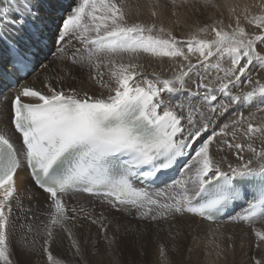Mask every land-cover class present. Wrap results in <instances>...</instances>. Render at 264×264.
<instances>
[{
	"label": "snow or ice",
	"instance_id": "6c2138e0",
	"mask_svg": "<svg viewBox=\"0 0 264 264\" xmlns=\"http://www.w3.org/2000/svg\"><path fill=\"white\" fill-rule=\"evenodd\" d=\"M238 7L229 9L233 23L213 22L180 38L155 19H133L126 0H0V104L8 106L12 133L0 126V264H19L14 249L37 254L28 234L42 239L46 264H71L61 251L65 241L86 264L78 235L86 226L97 228L106 250L163 234L160 264H173L178 220L224 214L249 226L264 222V142L259 149L252 142L264 137V107L236 110L264 104V0L259 13ZM208 32L211 39L201 36ZM48 53L69 67L44 76L40 89L21 84L37 66L47 69L39 57ZM143 55L184 63L163 78L144 70ZM225 57L228 67L219 62ZM71 66L88 69L98 91L64 86L74 79ZM25 168L44 196L39 215L28 209L32 223H19L13 212L33 199L31 189L18 187ZM113 212L135 223H114ZM252 231L261 255L250 264H264V229Z\"/></svg>",
	"mask_w": 264,
	"mask_h": 264
},
{
	"label": "bare ground",
	"instance_id": "6f19581e",
	"mask_svg": "<svg viewBox=\"0 0 264 264\" xmlns=\"http://www.w3.org/2000/svg\"><path fill=\"white\" fill-rule=\"evenodd\" d=\"M259 1L261 0H211V2L206 5L204 3V0H175V4L172 3V0H140L138 3L139 8L137 9L135 8L136 6H131V10L133 12V19L140 18L144 23H152L155 19V22L158 26L163 25L165 29H169L172 32L179 34L180 36L189 37L193 32L197 30V28L203 27L206 24H212L213 22L219 21H223V24H225V21H227L229 24L233 23L232 14L229 11L231 6L238 5L239 7L237 8V11L240 12L244 5H258ZM151 9H155L159 13L157 18H153L151 16ZM137 11L139 12L138 16L136 15ZM217 26L221 25L217 23ZM190 59L193 61L195 60L196 62V58H192L191 56ZM221 61L222 65H224L225 63H229L227 57L223 58ZM140 62L143 64L145 71L155 72L163 78L170 77L173 74V70L177 69L180 63H184L182 60L173 61L167 57L157 58L150 55H143ZM216 62V60L212 61L213 64H215ZM42 63L48 66L47 69L37 66L35 68V72L32 75H29L24 83H31L36 88L40 89L42 88L41 82L44 76H51L53 75L54 71L59 72L60 68L69 67V65L66 64H59L55 59V55L54 57L53 55H47V58L43 59ZM81 71L82 70L80 69H71V77H74V79H66L64 86H74L78 89L83 88L90 93L98 91L97 86L94 83L88 81L86 76H84L85 72L82 73ZM214 75L215 72H212L209 78ZM149 78L152 77L149 76ZM192 79L193 81H195L196 77L193 76ZM188 86L192 87V84L189 83ZM165 98L167 99L168 97ZM180 98L182 97H175V99ZM242 111L245 112L246 108H243ZM229 118L231 117L229 115H226L224 119ZM0 121L4 122V124L0 126H8V106L6 104H0ZM8 127L9 134H12L10 126ZM12 139L16 143L17 147H19L20 139L18 135H12ZM240 141H243L245 143L246 138L241 139ZM252 142L259 149V147L262 146V142H264V138L261 137L259 140L257 139V141L254 140ZM245 157L251 158V154L246 152ZM229 161L234 162V157L231 154H229ZM18 176L20 178V180L18 181V187L20 191L24 192L26 188L31 189V192L29 194L33 196V199L31 201H29L27 198H24L22 201L23 210L25 213V209H27L28 207H37L38 204H42L44 196L31 184L30 177L26 169L18 172ZM101 210L103 209H100L99 207L96 209L97 213H99ZM13 212L14 215H18L19 217L22 213V211H17L15 207L13 209ZM28 217L30 218V216ZM22 220L24 221V218ZM128 221L131 220H122L120 222L124 223ZM29 222L31 221L29 220ZM131 222L135 223L134 221ZM176 224L178 230L181 232V237L178 250L174 255L170 253V258L172 259L173 264H195L193 253L195 257H198V254L200 252L199 249L201 246L200 244H197V247H195L194 244H196V241H198V239L202 235L206 234V231H209L210 233L208 238L210 240H213V243H215L213 247L215 248L216 253L221 256L220 264H250V260L252 258H260L261 251L255 249L254 247L255 237L253 235L252 227L264 229V222H256L253 226H249L244 222L206 221L199 217H196L195 220H193L186 217L183 221L178 220ZM88 227L89 231H96L98 233L95 226ZM215 228L222 229L214 230ZM88 229L85 227L84 230H82L84 232H82V234L88 235ZM20 231V229L14 230V237L17 236L19 238L21 234ZM113 232L114 228L110 227L109 234H112ZM95 235L97 236L96 233ZM195 235L197 236L195 237ZM165 239L166 237L163 234H161V236L159 237L153 236L144 239L146 243L151 244V248H156L155 246H157V253L155 254V257L152 261L153 263L151 264H160L158 243L163 242ZM141 246L142 244H136L134 248L138 249ZM262 248H264V246H262ZM61 251L64 255L68 254L71 258H73V253L67 247V241H65V247ZM111 251L113 255L112 258L116 260L115 256H117L116 254L119 253L118 247L116 248V250ZM184 253L185 255L182 256L181 254ZM184 256L186 258H184ZM13 258L17 260L19 264H46L45 262L40 263L36 259V254L32 256L17 254L16 249H14ZM107 258L110 259V256ZM108 261L109 260L106 261V259H104L103 257L99 259L98 263L107 264Z\"/></svg>",
	"mask_w": 264,
	"mask_h": 264
},
{
	"label": "rangeland",
	"instance_id": "374dc122",
	"mask_svg": "<svg viewBox=\"0 0 264 264\" xmlns=\"http://www.w3.org/2000/svg\"><path fill=\"white\" fill-rule=\"evenodd\" d=\"M139 1L140 0H126V4L131 8L136 6L135 8H139ZM261 3V1H259L258 5ZM252 11L254 13H259L260 9L258 7H256V5H254L252 7ZM139 20H141L140 18H137ZM229 25V23L227 21H225V24L221 25V26H227ZM249 31H253V27L250 26V25H247L245 23L244 25ZM174 35H176L177 37H180V38H186L187 36H180L179 34L177 33H174L172 32ZM212 33L211 32H208V33H201V36L203 38H208V39H211L212 38ZM74 46L75 47H79L78 44H76L75 42H73ZM70 52L68 53L69 55H71V50H69ZM53 57H54V53H52ZM192 58H196L195 55L192 56ZM55 59H56V55H55ZM192 62L194 63L195 60ZM218 62V61H217ZM216 62V63H217ZM221 63V66L222 67H228L229 66V63L228 64H224L222 65V61L220 60L219 61ZM80 69L82 70L81 72L84 73V76H86L87 78V72L89 71L88 69H81L80 67L78 66H72L71 69ZM147 72V71H146ZM148 73H153V72H148ZM262 82H264V77H262ZM248 90V89H246ZM10 103V102H9ZM258 107H264V104H261L258 100L251 103L250 106L248 105H245L243 107H239L237 108L236 110L237 111H242L243 108H246V111H245V114L247 115V113L249 111L251 112H256V109ZM231 117V115H234V113H229L227 114ZM259 122V118H257V123ZM261 137H257V139L259 140ZM264 138V137H263ZM256 139V141H257ZM241 143H244L243 141H239ZM31 207V206H30ZM28 207V208H30ZM34 207V209H33ZM28 208L25 209V213H29L27 214V216H30L29 219H27L25 221L22 220L25 216V213H24V210L22 211L21 213V216H20V221L19 223H32V213L31 212H28ZM34 211H37V215H39V211L37 209V207L35 206H32L31 207ZM103 211V210H101ZM100 211V212H101ZM24 214V215H23ZM106 215H108L107 213H105ZM23 216V217H22ZM110 219H113V222L114 221H122V220H125V219H122L120 217V214L119 213H115L113 212L110 217ZM29 220L31 222H29ZM127 220H131V218H127ZM135 222V221H134ZM115 223V222H114ZM224 225V224H223ZM221 226V225H220ZM86 228L88 229L89 227L86 226ZM219 229H222V228H215L214 230H219ZM84 230V229H83ZM93 230V229H92ZM89 231V229H88ZM82 230H78V234L80 236V239H81V246L82 248L85 249V252H84V261L86 262V264H99V259L100 258H103L108 261L107 264H151L153 263V258L155 257V254L157 253V246H155L156 248H151L149 243H146V241H139L137 238V240L139 241L138 243H135L134 245H131V244H127V243H122L118 246V250H119V253L116 254L117 256H115L116 260H114L113 255H112V251L111 250H105V246H104V243H103V240L101 238V236L96 232V231H89L88 232V235H84L82 234ZM20 233L22 234V232L20 231ZM84 233V232H83ZM95 233L97 234V236L95 235ZM20 234V235H21ZM92 236H90V235ZM96 237H95V236ZM210 235L209 231H206V234L202 235L198 241H196V244H194L195 247H197V244H200V252L198 254V257L194 255L193 253V256L195 258V264H220V261H221V256L218 255L216 253V250L215 248L213 247L215 243H213V240H210L208 238V236ZM197 235H195L196 237ZM27 240L29 241V243L33 240V239H36L37 241V244H36V247L38 249L37 251V254H36V259L40 262V263H46V257L42 254V252L40 251V247L39 245L42 243V239H40V237H34L32 234H28L27 235ZM15 240L18 241L19 238L17 236H15ZM211 241V242H210ZM136 244H142L141 247H139L138 249H135L134 247L136 246ZM214 248V249H213ZM214 252V253H213ZM191 253V251H190ZM55 254V253H54ZM215 254V255H214ZM182 256L185 255L184 254H181ZM66 257H68L70 260H71V264H82V261L78 258V257H75V255L73 254V258L70 257V255L66 254L65 255ZM110 256V259L107 258ZM216 256V257H215ZM86 258V259H85ZM88 258V259H87ZM184 258H186L184 256ZM183 258V259H184Z\"/></svg>",
	"mask_w": 264,
	"mask_h": 264
}]
</instances>
